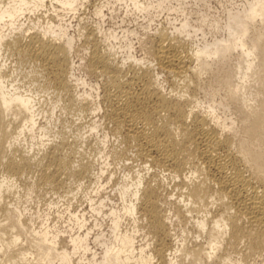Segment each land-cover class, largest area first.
I'll list each match as a JSON object with an SVG mask.
<instances>
[{
	"label": "bare ground",
	"instance_id": "obj_1",
	"mask_svg": "<svg viewBox=\"0 0 264 264\" xmlns=\"http://www.w3.org/2000/svg\"><path fill=\"white\" fill-rule=\"evenodd\" d=\"M190 1L203 0H0V264L263 255L264 0H243L225 22L203 2L199 22L225 32L211 41ZM88 4L98 19L73 27L66 17ZM121 10L122 24L143 17L144 34L103 26Z\"/></svg>",
	"mask_w": 264,
	"mask_h": 264
},
{
	"label": "rangeland",
	"instance_id": "obj_2",
	"mask_svg": "<svg viewBox=\"0 0 264 264\" xmlns=\"http://www.w3.org/2000/svg\"><path fill=\"white\" fill-rule=\"evenodd\" d=\"M206 1V5H207V8H208V13H209V15H210V17H218L221 21H224L225 22V19H226V14H227V10H229V9H231L232 7L233 8H236V7H238V6H241L243 3L242 2H244L243 0L241 1V0H203V1H199V3L198 4H195L194 2V4L193 3H191L192 1H190V4L188 5H186V8H187V11L188 12H190L191 13V18H192V22L194 23V24H196V25H198L199 23H204L203 25H204V29H205V31L207 32L206 33V40H208V41H211V40H213V39H215V37L217 36V38H220V36L222 37V35L223 36H225V32H223V30H218V32L215 30H213L212 28H211V21H210V23H208L209 22V18L205 21V22H199L200 21V19H198V16H200V14L199 15H197L199 12H198V10L199 9H202V10H207L206 9V6L204 7L203 5L205 4V3H203V2H205ZM91 5V6H90ZM236 5H238V6H236ZM87 7L86 8H82L83 10H81L80 9V12L78 11V13H77V15H78V17L76 18V16L75 15H72L71 17H70V15H68V17L70 18H68V17H66V19H67V21H69V22H71V24H75V25H73V27L74 26H76V24L78 23V19H80V18H84L85 20H87V21H85V22H88L90 25H91V23H93V21H92V19L93 18H95L94 20H97L98 18L94 15V7H93V5L92 4H88V5H86ZM209 6V7H208ZM85 7V6H84ZM189 7V8H188ZM90 9H92V10H90ZM189 9V10H188ZM85 10V11H84ZM82 11H83V13L84 12H86V13H82ZM90 12V13H89ZM93 14H92V13ZM120 13H118V15L115 17V18H113L112 20L110 19L111 17L108 15V16H106V18L108 19V20H106V18H105V22H103V26L106 28V29H115L116 31H118L119 33H121L120 31H122V29L121 28H130V29H134V30H137V31H139V33L140 34H144V29H143V27H142V25L143 24H145V25H147L146 23V21H144L143 20V17H140V18H137L136 20L135 19H133V17H131L130 18V20H129V18L126 20V22L124 23V24H122L121 23V20L119 19L120 17L122 18V16H124V14H123V11L121 10V11H119ZM198 12V13H197ZM107 14L109 13L108 11L106 12ZM121 14H123V15H121ZM80 15V16H79ZM85 16V17H84ZM119 16V17H118ZM164 16H165V18H164ZM109 17V18H108ZM163 17V18H162ZM166 17H167V15L166 14H161L159 17H156V21L155 22H153L152 24H153V26H152V24H151V28L152 29H155L156 28V26L157 25H159L161 22H167L165 19H166ZM92 18V19H91ZM161 18V19H160ZM212 18H210L211 20H212ZM69 19V20H68ZM157 19H159V20H157ZM71 20V21H70ZM135 20V21H134ZM162 20H165V21H162ZM198 20V21H197ZM73 21H74V23H73ZM77 21V22H76ZM161 21V22H160ZM202 21V20H201ZM107 22V23H106ZM120 22V23H119ZM145 22V23H144ZM156 22H158V23H156ZM160 22V23H159ZM224 22H222V24L224 23ZM105 24V25H104ZM115 24V25H114ZM144 25V26H145ZM121 28H120V27ZM71 28V33L72 34H76V36H77V33H75L74 32V28ZM108 27V28H107ZM114 27V28H113ZM74 32V33H73ZM154 32V30H152L150 33H153ZM122 34V33H121ZM199 37H195V38H193V42L194 43H192V44H201L203 41H202V35L200 34V35H198ZM132 39H133V43H134V46H135V49L136 50H134V55H136L138 58H146V60H148V61H150L151 59H150V57H149V55H148V53H146V51L144 50V48L143 47H141L140 46V44L137 42V38H136V36L134 37H132ZM199 39H201V41L199 40ZM199 40V41H198ZM79 42V41H78ZM79 45H80V43H78ZM79 52H80V55L81 54H83L85 51H84V49L82 48V47H80L79 48ZM155 64V63H154ZM153 64V65H154ZM88 79V78H87ZM91 79H88V81H90ZM163 82V85L165 86V89L166 90H170L171 88H172V86H171V84L167 81V80H163L162 81ZM210 99H212V97H210V96H206L205 95V93L204 92H202V91H200L198 94H197V100L198 101H201V103H202V105H201V109L202 110H206V107H207V105H208V103L207 102H209L208 100H210ZM214 99L216 100V104H217V100L219 101V99H220V96H216V97H214ZM217 112L218 113H220L221 115H226L225 114V112H224V109H222L221 107H218V109H217ZM141 162H140V160H136V161H134V169H137L138 168V165L140 164ZM118 173H119V175H120V171H118ZM121 174H122V171H121ZM121 176V175H120ZM42 187V186H41ZM34 188H35V190L37 191V192H41V193H43V192H45V191H49V189H41L40 188V186L39 185H36V186H34ZM45 188V187H44ZM41 189V190H40ZM49 197V196H48ZM48 197H47V199H48ZM50 199V198H49ZM48 199V200H49ZM32 204H36V203H30V207L32 208V209H36V207H34V206H32ZM43 205H44V203H42ZM41 204V205H42ZM78 205H79V202H78V204L77 205H75V207L77 206L78 207ZM85 206V205H84ZM41 208H42V206H41ZM46 208V206H43V209H45ZM83 207H80L79 209H82ZM61 223H59L58 225H60V226H66V224L65 223H63V220L62 221H60ZM63 226V227H64ZM174 232L176 233V235L177 236H179V238H185V237H190L191 236V229H190V226H189V224L187 223H182V222H180L179 220L177 221H174ZM105 231H107V227H106V229H105ZM181 231L183 232V233H181ZM254 264H264V253H263V255L262 256H259V257H257L256 258V260H255V262H254Z\"/></svg>",
	"mask_w": 264,
	"mask_h": 264
}]
</instances>
